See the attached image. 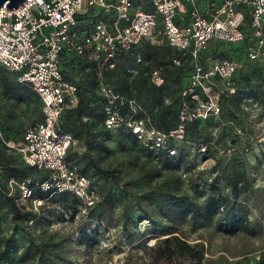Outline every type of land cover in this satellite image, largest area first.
<instances>
[{
  "label": "rangeland",
  "instance_id": "rangeland-1",
  "mask_svg": "<svg viewBox=\"0 0 264 264\" xmlns=\"http://www.w3.org/2000/svg\"><path fill=\"white\" fill-rule=\"evenodd\" d=\"M215 50L235 59L239 70L216 82L217 114L189 121L184 139L175 142L174 157L157 158L123 132L106 130L100 96L92 86L81 93L85 100L59 116L58 127L72 136L66 162L87 175L98 191L99 201L88 213L71 196L60 202L53 200L55 195L40 196L44 172L27 165L13 149L0 151V249L9 255L8 261L0 257V264H264V58L251 59L244 43L219 42ZM174 56L156 30L130 57L120 59L114 73L124 94L135 99L137 115L157 127L163 112L170 113L166 121L175 123L179 92L190 83L189 61L175 65ZM157 65H162L159 85L151 78ZM242 90H253L256 96L240 99ZM40 120L33 94L16 102L2 94L0 84V147ZM228 178L240 180L238 199L248 210L255 235H226L216 227L217 216L182 223L162 217L161 206L171 195L198 204L210 195L232 200ZM9 197L32 216L14 219ZM179 240L194 248V256L169 253V248L176 251Z\"/></svg>",
  "mask_w": 264,
  "mask_h": 264
},
{
  "label": "built area",
  "instance_id": "built-area-1",
  "mask_svg": "<svg viewBox=\"0 0 264 264\" xmlns=\"http://www.w3.org/2000/svg\"><path fill=\"white\" fill-rule=\"evenodd\" d=\"M156 30L176 51L173 63L186 59L191 68L190 83L180 92L179 121L168 131L137 115L135 99L124 94L114 77L120 58ZM247 36V55L264 56V0H25L16 8L2 5L0 65L32 88L43 113L42 121L5 145L46 173L43 190L70 193L87 213L98 201L97 189L66 162L72 136L57 130L62 112L78 104L86 74L102 101L106 129L130 132L152 153L174 155L170 142L183 139L187 122L217 114L216 82L239 70L235 59L212 55L207 47L243 42ZM151 78L157 85L163 82L158 67Z\"/></svg>",
  "mask_w": 264,
  "mask_h": 264
},
{
  "label": "trees",
  "instance_id": "trees-1",
  "mask_svg": "<svg viewBox=\"0 0 264 264\" xmlns=\"http://www.w3.org/2000/svg\"><path fill=\"white\" fill-rule=\"evenodd\" d=\"M243 43L245 44V46L248 43H250V40H249L248 36L245 38V40L243 42L228 43V45H232V44H240L241 45ZM217 45H219V42H211L209 44V46L207 47L206 52H208L209 48L211 46H213L214 47L212 49L213 51L208 52V53H210L212 55H218V56L222 55L221 51L217 50V52H215L216 51L215 48H216ZM132 50L133 49H131V51ZM131 51L128 54L123 55L120 59L126 60V58L130 57ZM153 54H155V56L158 57V55L160 53H158V51L155 50L153 52ZM176 54L177 53L175 51V55ZM147 56H148V58H150V55L147 54ZM222 56H224V55H222ZM224 57H227V56H224ZM262 57L264 58V56H262ZM161 66L162 65H157V67H161ZM87 77H88V79L86 81ZM15 78H16V76H15ZM84 80H85L84 83H82V85H80L79 91H78L79 101H80V102H78L79 104L83 100H85V98L82 97V95H81V93L84 92L85 89L87 88V87L85 88V86H92L93 85V83L91 82L89 76H85ZM16 81H17V79H16ZM117 82H118V80H117ZM0 84H1V87H2V94L4 96H8V97L14 98V100L16 102H23V101H25V100H27L29 98V94H33L35 99H36V101L38 102L39 107H40V113L43 116V113H42V102H41L39 96L32 90V88L29 85L24 84V83H19L18 81L17 82L12 81L10 79L9 75L6 72V68H4L3 66H2V68H0ZM118 84H119V82H118ZM119 87H120V89H122L120 84H119ZM87 90H88V88H87ZM180 92H179V105H180ZM239 94H240V99H243V98H245L247 96H249V97H255L256 96L255 92L253 90H242V91H239ZM100 104H101V107L103 109V104H102L101 100H100ZM169 114L170 113H164V112L162 113V115H161L162 117H161L160 121L157 124L158 127L156 125H153L151 122L150 123L153 126H155L156 128H158V129H161V130H164V131H168V130L174 128L177 125L178 121H179V117H178L179 112L173 118L174 119L173 121H175V123L173 125L171 124V121H169V122L166 121V117ZM102 119H103V113H102ZM40 121H42V120H40ZM40 121L33 122V124H35L37 122H40ZM102 124H103V121H102ZM187 124H188V122L185 124L184 136H185V133H186ZM57 130L60 131V132H63V133H68L67 131H64V130L60 129L58 127V125H57ZM106 130H108V129H106ZM116 132H123L124 135L128 136L132 141H134L141 148H143L148 154H151V155H153V156H155L157 158H159V157H174L177 154V153H175L174 155H169L166 150H161L158 153H152L151 151L146 150L134 138V136L130 132L124 131V130H119V131H116ZM21 135H22V133H20V135L18 137L12 138V139H9V140H16V139L20 138ZM183 139H184V137H183ZM175 142L171 141L170 142V146L175 148V146H176ZM5 150H10V149L7 146L3 145V143H2V147H0V151L4 152ZM93 166L97 167L94 161H93ZM1 168H2V166H0V169ZM81 174L85 175L84 173H81ZM85 176H87V175H85ZM45 178H46V173L44 172L42 174V181ZM227 181H228V185L230 186L231 191H232V193L234 195V198L232 200H230L229 197L224 196V195H210V196L207 197V199L205 200L204 204H198V203L193 202L188 197L171 195V196H169L167 198L166 202L161 206L160 213H161L162 217L164 219H166L168 222H171V223H182L187 218H191L193 220L211 221V220H213V218L215 216H217L216 219H215V224H216L217 229L220 232H222V233H224L226 235H230V236H233V235H235L238 232H243V233H246V234H249V235H255V230L252 228V226L250 225V222L248 220V214H249L248 210L242 205L241 201L238 199V193H239L238 183L240 182V180L239 179H235L234 180V179H229L228 178ZM93 185H94V183H93ZM210 188H215V186L211 185ZM0 190H1V187H0ZM39 195L43 196V197H47V198H51L53 195H55V197H53V200L54 201H59V202L60 201H64L65 197H67V196H71L72 198L78 200L76 197H74L73 195H71L68 192H58V193H56V192H51V190H42V191H39ZM98 201L94 204V206L98 203ZM6 203L9 206V209L12 212V217L14 219H25V218H28V217L32 216V212L25 211V210L21 211L20 209H18V207L16 206V203H15V199L13 197H9L7 199V201H6ZM94 206L89 208L88 212ZM165 242L167 244H169L170 240L168 238H166ZM167 247H168V245H167ZM176 248H177L176 251H175V249L169 248L168 249L169 253L173 254L174 252H178L179 255L194 256V252H195L194 248L191 247L190 245H188L185 241L179 240ZM0 257L4 261H8L9 260V255H7L6 252L4 250H1V249H0Z\"/></svg>",
  "mask_w": 264,
  "mask_h": 264
},
{
  "label": "water",
  "instance_id": "water-1",
  "mask_svg": "<svg viewBox=\"0 0 264 264\" xmlns=\"http://www.w3.org/2000/svg\"><path fill=\"white\" fill-rule=\"evenodd\" d=\"M25 0H0V6L5 5L7 8H16Z\"/></svg>",
  "mask_w": 264,
  "mask_h": 264
}]
</instances>
